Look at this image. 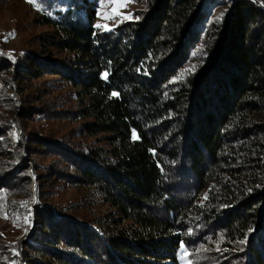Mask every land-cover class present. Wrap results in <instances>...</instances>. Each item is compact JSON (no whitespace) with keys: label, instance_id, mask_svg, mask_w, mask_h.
<instances>
[{"label":"trees","instance_id":"obj_1","mask_svg":"<svg viewBox=\"0 0 264 264\" xmlns=\"http://www.w3.org/2000/svg\"><path fill=\"white\" fill-rule=\"evenodd\" d=\"M36 1L37 24L51 31L22 60L0 51V76L64 81L76 107L51 115L94 140L21 134L13 164L3 137L16 127L0 124V199L30 153L61 164L38 174V188L59 182L81 196L37 202L35 227L11 254L29 264H180L184 245L191 264H264L263 5L146 0L105 30L94 25L98 0Z\"/></svg>","mask_w":264,"mask_h":264},{"label":"rangeland","instance_id":"obj_2","mask_svg":"<svg viewBox=\"0 0 264 264\" xmlns=\"http://www.w3.org/2000/svg\"><path fill=\"white\" fill-rule=\"evenodd\" d=\"M146 0H126V6L119 7L120 15L114 18H106L113 15L115 7L112 0H98L94 25H106L99 27L109 30L124 21L133 20L137 13L142 10ZM264 7V0H256ZM225 8V7H224ZM223 5L215 11V16H221ZM42 11L38 1L30 0H0V51L11 59L22 60L29 51L39 50L41 38L50 33L51 28L46 25H38L36 14ZM131 18H126L128 16ZM2 78V79H1ZM15 78L13 71H7L0 76V124L12 126L16 129L8 132L9 140L7 147L17 152L13 164L19 161L16 144L21 134H34L39 132L53 133L56 137H64L66 140L76 143L89 144L94 139L79 137L75 131L77 123L66 118L54 117L51 111L68 112L74 110L76 101L73 98V88L55 76L43 75L39 79ZM17 79V80H16ZM19 79V80H18ZM18 81V82H17ZM18 83L21 88H18ZM14 90H13V89ZM22 90V91H21ZM14 96L21 98L22 103L15 105ZM19 107V108H16ZM43 111H46L43 113ZM5 129V128H4ZM21 133H20V132ZM9 141V142H8ZM25 141V140H24ZM28 146H34L32 141ZM22 148H20V152ZM23 153V152H22ZM20 176L28 174L29 180L15 177V190L7 199H0V264H29L25 255L11 254L12 247L20 251L23 240L35 227V204L41 202L54 206L66 207L81 199L80 191L64 183H53L37 187L38 174L47 172L50 166L60 165L54 157L48 154H27L23 160ZM20 164V165H21ZM49 172V171H48ZM15 181V180H14ZM27 218V219H25ZM180 264H188L186 254L181 248L179 251Z\"/></svg>","mask_w":264,"mask_h":264},{"label":"snow or ice","instance_id":"obj_3","mask_svg":"<svg viewBox=\"0 0 264 264\" xmlns=\"http://www.w3.org/2000/svg\"><path fill=\"white\" fill-rule=\"evenodd\" d=\"M30 2H34V0H30ZM112 2L114 3L115 7L113 9V15L112 16H107L106 18H114L115 16L117 15H120L119 11H118V8L119 7H124L126 6V0H112ZM126 18H131V16L129 15L128 17ZM138 18V17H137ZM97 27H104L107 29V26L106 25H97ZM105 78L107 77V73L104 74ZM113 95H117V93H113ZM135 135V134H134ZM207 197H205L206 199ZM27 219V218H25ZM245 241H241V243H244ZM182 249L184 250L185 254H187V250L186 248H184V245H181ZM188 264H191V261H188Z\"/></svg>","mask_w":264,"mask_h":264}]
</instances>
